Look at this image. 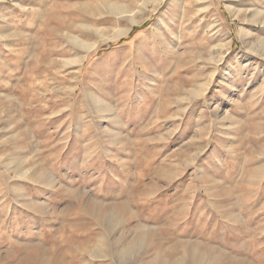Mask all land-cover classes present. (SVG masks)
Instances as JSON below:
<instances>
[{
    "label": "rangeland",
    "instance_id": "1",
    "mask_svg": "<svg viewBox=\"0 0 264 264\" xmlns=\"http://www.w3.org/2000/svg\"><path fill=\"white\" fill-rule=\"evenodd\" d=\"M227 1L0 0V264H264V0Z\"/></svg>",
    "mask_w": 264,
    "mask_h": 264
},
{
    "label": "bare ground",
    "instance_id": "2",
    "mask_svg": "<svg viewBox=\"0 0 264 264\" xmlns=\"http://www.w3.org/2000/svg\"><path fill=\"white\" fill-rule=\"evenodd\" d=\"M227 7H228V9L230 10V12H231V14H232V16H234V17H238V14L240 13V10L234 5V2L232 1V0H228L227 1ZM236 7V8H235ZM108 8H109V10L112 12V13H114V15H115V17H116V19H118L119 17H123V16H125V14H129L128 15V17H126V19L131 23V24H133V23H138V21L141 19V18H138V20H136V18H135V16L134 15H132L131 13H130V11L129 10H127L126 8H123V6L122 7H120V6H117V5H115V4H111V5H109L108 6ZM240 8V7H239ZM242 11V10H241ZM254 11V10H253ZM256 12V11H255ZM242 13V12H241ZM252 14V13H251ZM255 14V13H254ZM260 14V13H259ZM240 15V14H239ZM256 16H258V17H260V15H256ZM256 16H253V18H255ZM262 18V17H261ZM125 19V20H126ZM245 20V19H244ZM260 20V19H259ZM264 20V19H263ZM246 21V20H245ZM247 22H249V24H251V27H255L256 26V24H257V22H259L258 20H253V21H248L247 20ZM260 23V22H259ZM261 23L263 24L264 22L263 21H261ZM260 23V24H261ZM130 25V24H129ZM89 28V27H88ZM129 26L128 27H125V28H123V29H118L116 32H115V34H112V35H115L114 37H116L117 38V36H122V35H125V34H127L128 33V31H129ZM246 29V28H245ZM244 29V27L243 26H240V31H239V33H240V35H242V37L243 36H249L250 37V32H248L247 30H245ZM248 29V28H247ZM115 31V30H114ZM95 33H96V35H97V37H98V40H95V41H93V42H87V41H84V40H82V39H78V38H75V41L77 42V44H79V46L84 50V55L83 56H81V57H78L77 59H75V60H72L74 63H77L78 65H83V63H84V61L88 58V54H89V52H91V51H93L94 49H96L97 47H99L100 46V41H102V42H104L105 40H104V34H103V32H102V30L101 29H98V30H95L94 31ZM229 45V44H228ZM219 62V61H218ZM24 171H22V172H19V174H17V175H22V173H23ZM26 172L28 173V171H25L24 172V174H26ZM17 173H18V171H17ZM29 174V173H28ZM20 190V189H19Z\"/></svg>",
    "mask_w": 264,
    "mask_h": 264
}]
</instances>
